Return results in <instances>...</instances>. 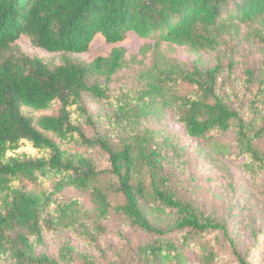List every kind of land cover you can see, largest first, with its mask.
I'll use <instances>...</instances> for the list:
<instances>
[{
  "label": "trees",
  "instance_id": "obj_1",
  "mask_svg": "<svg viewBox=\"0 0 264 264\" xmlns=\"http://www.w3.org/2000/svg\"><path fill=\"white\" fill-rule=\"evenodd\" d=\"M254 22L264 26V0H0V264H163L186 252H194L198 264H218L221 243L238 264H249L226 221L172 193L162 172L167 154L142 120L166 108L187 137L243 158L241 168L253 178L264 173V70L255 93L233 105L219 90L218 63L184 69L158 51L161 43L214 49L223 35ZM129 32L154 40L155 60L142 89L114 110L111 124L124 133L117 150L107 138L84 133L83 125L96 123L84 96L109 99L111 77L127 64L117 45ZM98 36L116 45L106 57L86 63L65 55L88 51ZM20 37L63 53V61L48 64L22 52ZM55 105V113L38 117L22 109ZM227 133L233 134L230 145L219 141ZM64 143L100 151L108 168ZM148 208L170 209L176 217L157 225ZM110 223L152 240L123 247L109 260L100 240ZM58 232L93 248L79 252L66 240L54 255L37 251L46 234Z\"/></svg>",
  "mask_w": 264,
  "mask_h": 264
},
{
  "label": "rangeland",
  "instance_id": "obj_2",
  "mask_svg": "<svg viewBox=\"0 0 264 264\" xmlns=\"http://www.w3.org/2000/svg\"><path fill=\"white\" fill-rule=\"evenodd\" d=\"M262 38V39H261ZM214 49L193 50L187 46L161 43L158 51L184 69L220 66L218 87L229 95V101L236 105L255 93L258 80L264 70V26L258 22L240 25L238 32L225 34ZM19 49L30 55L40 57L48 64H60L63 53L47 52L31 45L26 37L16 41ZM116 46L106 43L102 37H96L88 51L80 54H65L67 57L89 63L97 56L106 57ZM127 64L120 69L109 82V99L95 100L85 95L84 102L89 114L93 115L94 126L83 125L87 136L100 135L107 138L115 149L121 148L123 131L111 124L117 105L142 89L146 79L144 74L154 63V40L141 39L129 32L123 42ZM247 71H251L248 77ZM58 105L48 111H33L22 108L24 114L38 117L55 113ZM158 111V113H157ZM143 126L155 130L153 142L162 145L163 174L168 186L179 199L189 201L204 215L227 222L237 250L249 264H264V173L255 178L241 168L243 158L223 155L209 142L193 140L187 137L183 128L176 122L174 115L166 108L156 110L142 120ZM142 127V126H141ZM126 135V134H125ZM232 133L219 137L220 142L231 143ZM69 152L79 153L91 159L100 169L108 168L107 157L98 150L85 149L76 144H61ZM264 149V136L259 140ZM86 207L91 204L85 200ZM151 222L164 226L172 222L176 214L170 209L146 210ZM68 240L79 252H87V245L70 232L49 233L38 252L50 255L57 253ZM152 240L149 236L120 223H110L107 234L101 238V248L109 260H116L121 248H134L141 242ZM218 264H238L229 248L221 243ZM97 252V251H96ZM107 259L104 261L107 262ZM163 264H198L194 252H186L183 257L167 260Z\"/></svg>",
  "mask_w": 264,
  "mask_h": 264
}]
</instances>
